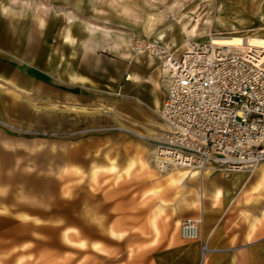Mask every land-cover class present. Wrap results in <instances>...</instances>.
<instances>
[{"label": "rangeland", "instance_id": "obj_1", "mask_svg": "<svg viewBox=\"0 0 264 264\" xmlns=\"http://www.w3.org/2000/svg\"><path fill=\"white\" fill-rule=\"evenodd\" d=\"M263 18L264 0H0V264H160L178 241L198 244V264L240 262L247 205L264 189L221 188L215 202L225 172L159 168L154 95L168 87L148 50L180 59L211 35L264 38ZM9 36H23L21 53ZM151 151L155 170L142 163ZM188 219L202 220L197 240L181 236Z\"/></svg>", "mask_w": 264, "mask_h": 264}, {"label": "built area", "instance_id": "obj_2", "mask_svg": "<svg viewBox=\"0 0 264 264\" xmlns=\"http://www.w3.org/2000/svg\"><path fill=\"white\" fill-rule=\"evenodd\" d=\"M152 51L166 54L162 47ZM169 66L172 77L161 112L165 129L156 142L157 159L163 161L159 167H213L231 174L263 164L262 51L194 43ZM201 229L202 220H185L181 236L197 240ZM206 251L204 246L203 257Z\"/></svg>", "mask_w": 264, "mask_h": 264}, {"label": "crops", "instance_id": "obj_3", "mask_svg": "<svg viewBox=\"0 0 264 264\" xmlns=\"http://www.w3.org/2000/svg\"><path fill=\"white\" fill-rule=\"evenodd\" d=\"M36 18L39 21V24L41 28L44 27V19L42 18L41 12H38L36 14ZM17 21V20H16ZM19 21L15 22V25H19ZM41 28H34V36H37L41 32ZM75 36L72 34V27L68 30V34L66 36L67 41H72V39ZM8 44H19L16 48L17 52L21 53V45L20 44H26L23 36H16L15 39H13L12 36H9L7 40ZM119 44H128L127 42H118ZM117 46V44H114ZM128 47V46H127ZM171 47H169L170 49ZM128 49V48H127ZM139 54H143V51L138 52ZM125 55H130L131 53L129 51H126L124 53ZM137 57V56H136ZM149 57L148 60V66L151 67L154 70H157V75L163 77L164 79V85L168 87V83H166L167 79L170 76V72L166 70L165 66L163 67L161 64H163L162 60H150ZM140 59L137 57L136 61H139ZM72 79L79 82L81 85H90L93 84L92 81H90L88 78L84 76H74L71 75ZM129 81H132L135 84L141 83L140 78L136 75H130L128 79ZM161 80V79H160ZM154 101L161 102L163 105V101L159 99L157 96V93L154 95ZM155 105V102H154ZM162 108V107H161ZM156 109V106L154 107ZM161 111V110H160ZM162 128L165 129L164 124L161 122L160 125ZM143 137V135H142ZM143 153V152H142ZM147 153H149L147 155ZM150 156V157H149ZM154 152H145L143 154V157L146 159V161H143V166L150 170H155L154 167H150L148 165V161L150 158L153 159ZM151 159V160H152ZM257 170L253 173L248 172H240L231 174L229 179L224 182L222 185L223 187H216L215 183H212L210 186H212L214 192V201H219L223 195V191L221 188H224V192L226 194L231 193H238L240 192L241 195H244L246 192H253V190L259 191L260 189H264V163L257 166ZM112 170L116 169V166L111 167ZM213 171V170H212ZM239 175V176H238ZM236 179V180H235ZM164 180L166 183L171 185L169 183V178L164 177ZM233 183L236 185H233ZM240 183V184H239ZM184 184V183H183ZM181 182L176 183L171 186H177L179 188L184 187ZM207 186V185H206ZM205 187V186H204ZM203 187V188H204ZM228 197V195H227ZM248 212L252 214L253 218L250 221V224L243 228L242 231V247L240 250H237L234 254L237 255L236 258H241V261L236 264H264V199L262 198V195L257 197V199L253 200L251 203L247 205ZM205 221H206V227L205 231H209L212 225V219L210 218L209 214H205ZM261 222L262 225H256V222ZM257 227V228H256ZM112 235L115 233L111 231ZM66 239L72 242L68 236H66ZM97 244H95L96 246ZM175 249L171 250L167 256H163L162 262L160 264H198L199 259V246L197 243H182L177 242L174 246ZM209 253L212 251L209 248ZM232 255H227L224 258H233ZM219 258H223L222 256H215L214 261L212 264H220L224 263L223 261H219ZM129 264H139L137 261H131ZM148 264V262L146 263ZM204 264H207L206 260ZM229 264H233V262H230Z\"/></svg>", "mask_w": 264, "mask_h": 264}, {"label": "bare ground", "instance_id": "obj_4", "mask_svg": "<svg viewBox=\"0 0 264 264\" xmlns=\"http://www.w3.org/2000/svg\"><path fill=\"white\" fill-rule=\"evenodd\" d=\"M264 20V18H263ZM155 24H156V20L155 18L151 17L150 18V21L148 23V28L150 31H152L154 28H155ZM209 41L210 42H213L214 45H219V46H223V47H229V48H234V49H245V50H251V51H258V52H261L264 54V38L263 37H248V36H232V35H211L210 38H209ZM193 42V41H192ZM190 43L192 44L191 45V48L186 52V53H189L190 50L192 49L194 43ZM165 51H166V54L165 55H155L152 51V48L148 50L149 52V56H150V60H162L163 61V64L166 68V70H168L170 72V79L172 77V70H171V67L169 66V64L173 61V60H176L175 57L171 56V54H168L169 53V49H167V47H162ZM165 53V52H164ZM170 79L168 78L166 83H168V86H169V83H170ZM130 80V78L128 79V81ZM155 100V99H154ZM155 102V106H156V109L155 111L157 113H159V117H160V120H161V112H162V108H163V105L162 103L160 102H157V101H154ZM162 107V108H161ZM161 110V111H160ZM162 122V121H161ZM156 161L159 162L158 164L162 163L163 161H161V158H158L156 157ZM153 162L151 161V158L149 159L148 161V165H153L152 164ZM160 169L162 167H159ZM258 167H254V169L252 170H245V169H242V170H238L236 172H233L231 174H235V173H240V172H248V173H253L257 170ZM188 170L189 172H187L185 174V176L189 175V177L193 178V179H196L200 176H205V177H208L209 174L212 172V170L214 171L215 168L213 167H210V168H207V169H203V170H196V169H188V168H179V167H174L173 169H170V170ZM162 170H167L168 169H162ZM231 174H225L227 176V178H229V176ZM239 176V175H238ZM236 180V179H235ZM240 184V183H239ZM233 185H235L233 183ZM236 186V185H235ZM209 248L207 247V251L205 252V254L207 252H209ZM206 255H204L205 257Z\"/></svg>", "mask_w": 264, "mask_h": 264}]
</instances>
